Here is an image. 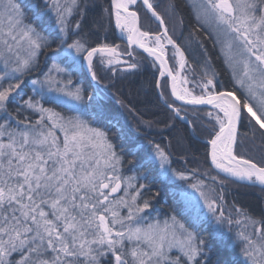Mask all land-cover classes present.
Returning <instances> with one entry per match:
<instances>
[{
  "label": "snow or ice",
  "instance_id": "snow-or-ice-1",
  "mask_svg": "<svg viewBox=\"0 0 264 264\" xmlns=\"http://www.w3.org/2000/svg\"><path fill=\"white\" fill-rule=\"evenodd\" d=\"M135 3L136 0H111L115 26L127 34L129 49L138 46L154 57L153 66L159 62L160 76L167 74L171 78L176 100L211 106L213 111L207 115L218 125V131L208 140L212 164L231 177L254 179L264 185V166L235 150L242 120L254 122L264 135V0H205L202 5L205 17L220 28L229 59L242 65L236 83L247 89L243 101L234 91H217L215 73L209 76L207 71L206 82L197 85L201 94L179 89L180 82L188 83L181 74L187 67L184 51L169 36L163 17L151 0H143V5L159 21L162 32L142 31L138 13L130 10ZM77 10L83 18L86 6L81 8L80 0H36L29 6L21 0H0V58L5 69L0 72V111L6 116L0 123V264H102L106 257H111V264H208L206 241L175 216L162 224L146 222L143 214L151 202L144 199L140 203L142 190L147 187L140 181L149 177L145 173L122 174L126 165L135 162L126 160L122 151L116 150L106 131L91 127L79 117L65 118L31 96L21 97L17 113L31 109L39 113L38 119L18 120L8 113L6 103L14 93L23 91V76L38 66V54L57 40V47L70 56L74 52L75 60L83 56L93 80L97 79L93 70L97 54L102 63L107 57L108 65L122 62L119 45L87 47L83 37L68 43L81 26L79 19L74 26L71 22ZM49 13L54 23L47 28L41 26L38 30L36 23L26 22L29 15L35 20ZM150 42L155 46H149ZM169 45L179 66L175 73L166 58ZM128 67L134 69L137 65ZM53 70L65 71L53 64L44 83H55ZM3 81H8L7 86ZM38 83L41 82L32 81L33 85ZM57 90L64 91L60 87ZM66 94L81 99L79 88ZM168 107L179 115V108L173 104ZM154 154L160 161L162 175H166V153L156 145ZM174 175L187 179L183 173ZM191 187L200 191L197 184ZM200 196L215 220L223 223L222 207L216 215V200L209 199L203 191ZM245 219L254 231L238 233L244 242L241 251L251 264H264V220ZM228 223H232L230 218Z\"/></svg>",
  "mask_w": 264,
  "mask_h": 264
},
{
  "label": "trees",
  "instance_id": "trees-1",
  "mask_svg": "<svg viewBox=\"0 0 264 264\" xmlns=\"http://www.w3.org/2000/svg\"><path fill=\"white\" fill-rule=\"evenodd\" d=\"M35 2L36 0H21L25 6L33 5ZM151 2L163 17L168 33L185 53L187 67L184 73L188 79L203 82L208 78L204 76L205 71L209 76L215 73L216 90L234 91L243 101L245 95L232 78L217 43L210 32L201 25L188 1L151 0ZM80 6L81 8L86 6V13L81 18L77 10L71 17L72 24L75 25L79 19L81 26L68 40L83 37L87 47L105 43L119 45L120 53L126 54L121 61L127 60V63L104 65L99 60L100 56H97L99 61H93V70L97 79L92 83L91 75L89 77L80 64L67 53H61V49L57 47L59 44L57 40L49 49L42 50L38 54V71L40 72L47 64L50 65L53 62L69 70L73 81H80V88L85 97L98 91L100 93L106 91L107 98L98 95L94 97L93 103L97 111L90 108L91 112L87 111L88 114L84 117L94 126L108 133L116 150L122 151L126 160H134L135 163L132 166L126 165L122 169L125 175L145 173L149 177L148 180L140 181L147 185L146 189L142 190L140 203H143L144 199H149L151 206L147 210L150 213L160 216L173 213L202 237L208 245L205 249L209 252L208 264H244L239 256L231 254L227 247L217 242L218 233L215 232L213 225L207 224L205 219L198 220L199 217L192 213L180 193L185 188L183 186L188 185V181H193L200 176L195 172L208 169L211 173L210 177L220 178L219 181L208 180L214 186L215 194L218 193L228 204L240 208L247 216L259 222L264 220V188L237 183L212 171L208 163L207 144L192 138L184 122L176 119L171 111L158 100L155 88L157 67L153 66V62L140 52L133 50L131 56L127 55L128 48L115 34L109 0H80ZM135 8L140 17L141 29L145 31L146 25L149 30L155 31L156 23L149 12L140 3H137ZM105 9H108V12H105ZM50 14L35 20L29 15L26 22L36 23L38 30L41 26L47 28L53 20L50 19ZM169 62L172 65L171 59ZM132 63H135L137 67L125 68V65ZM32 71L34 70L23 76L24 86L21 92L23 96L18 97L14 93L13 99L6 103L7 111L13 117L21 118L26 112L23 109L17 113L20 104L15 102V97L18 98V102H21V97L27 99V94L30 93L27 78ZM114 101L124 107L127 117L121 120L117 117L118 109L115 105L118 103ZM52 107L63 115L68 113L57 104H53ZM210 109L180 107V110L188 116L194 134L199 138L211 139L217 131L215 124L212 125L203 114ZM238 132V146L235 149L237 154L264 166V135H261L258 126L245 119L240 122ZM156 145H159L169 157L175 172L193 175L189 176L190 180L185 179L178 183V181H169L162 177L159 166L151 158Z\"/></svg>",
  "mask_w": 264,
  "mask_h": 264
},
{
  "label": "rangeland",
  "instance_id": "rangeland-1",
  "mask_svg": "<svg viewBox=\"0 0 264 264\" xmlns=\"http://www.w3.org/2000/svg\"><path fill=\"white\" fill-rule=\"evenodd\" d=\"M187 1L189 2L191 7L193 8V11H194L196 17L198 18V20L212 34L214 41L217 43V45L220 48V51L222 53V56L225 59V64H227L226 66H228L227 68L230 71L232 78L234 79V81L236 83V81L240 78V75L243 71L242 65L239 64L236 60H230L229 59L228 54H227V50L224 47V37L221 33L220 28L216 25V23L214 21L205 17L203 10H202V5L205 3V0H187ZM137 3H141L143 5V2H141L140 0H136V3L134 5L130 6V9L135 10ZM50 19L51 20L53 19L51 22V24H53L54 18H53L52 14H50ZM153 20L156 23V30L151 31L145 25V31H148V32L153 33V34L161 33L162 29L159 27V21H157L155 18H153ZM72 25L74 26V24H72ZM169 36H171V35L169 34ZM71 42L72 41L68 40V43H71ZM149 44L155 46L153 42H150ZM63 47L66 48L67 45H64ZM60 51H61V53L66 54L64 51H62V50H60ZM165 51L168 55L169 60L171 59V62H172L171 67L173 68V71L175 73V71L178 69L179 66H178L177 60L172 58V54L174 52V49L169 45L166 47ZM74 56H75V53L73 52L70 57L74 59ZM97 56H100V55L94 56L93 61H99V60L101 61V56L99 57V60L97 59ZM123 58H124V54H122L119 57L120 60ZM125 59H126V57H125ZM75 61L81 65V67L85 70V73H87V74L89 73L88 75L90 77L91 73L88 71L87 63L85 64L86 61L83 60V56H81L78 60H75ZM106 61H107V57H104V62H103L104 65L107 64ZM53 64H55V63L52 62L50 65L47 64L42 70H40V72L38 71L39 67H36L33 69L34 71H32L31 75L27 78V81H28L29 86H30V93L27 94V99L31 96L35 100H38L43 105V107H45L47 109H51L53 112L59 113L61 116L65 117V118L79 117L80 119L86 121L91 127L99 128L97 126H94L84 116L88 114L87 111H90V108H93L97 111V108H96L95 104L93 103L94 97L96 95H98L100 97L102 96L104 98H107L108 93L106 91H103V93H100L98 91L99 93L97 92V93L89 95V96H91V99H89V96L85 97L82 93L81 88H80V85H81V84H79L80 81H77V80L73 81L71 78V74H70L69 70L65 69L61 65H59V66L65 69V71L63 73H57L54 70L51 73V75L54 78L55 83H53L52 85L44 83L46 76L49 74V69L52 68ZM11 67L12 66L10 65L9 69H8L9 71H10ZM3 71H5L4 62H3V59L0 58V72H3ZM181 74L183 77L187 78L188 83L185 84L183 82H180L178 84V88L179 89L188 88L189 90H192L194 92V94H196V95L201 94V89L199 87H197V85H199L203 82H206V80H204L203 82H201V80L200 81L198 80L196 82L190 81L188 79L187 75H185L184 69L182 70ZM34 80L40 81L41 83L33 85L32 81H34ZM69 80L71 81V84L68 83ZM91 82L94 83V80L93 81L91 80ZM3 83L5 86H7L8 81H3ZM95 83H96V81H95ZM58 87L63 88L64 91L57 90ZM34 88L37 90L36 92L33 91ZM77 88L80 89L81 99L77 100L73 96L66 94L67 92L74 91ZM240 89L243 91L244 95L246 96L247 89L241 88V87H240ZM161 91L163 93L165 100L167 102H170L171 98H170L169 92L167 91V85H166L165 78L162 80ZM16 95L18 97H20V96H23V93H21V92L16 93ZM17 99L18 98L15 97V102H17L18 104H21V102H18ZM114 102L118 103L117 101H114ZM251 102L252 101L250 100V103ZM53 104L54 105L57 104V105L63 107L66 110V112H68V113L66 115H63L62 113L56 111V109L54 107H52ZM115 106L118 109L117 110L118 111L117 117L120 120L123 119V117H127V112H125L124 107H122L120 105V103H118ZM25 110H26V112L22 114L21 118L15 117V119L23 120L26 117L29 118L30 121H35L36 119H38V117H39L38 112H34L31 109H25ZM209 111H213V109L211 108L210 110L204 112L203 114H205V118L207 120H209V122L212 125H214L215 124L214 118L209 117L207 115V113ZM93 114L94 113H92V115ZM5 118H6L5 113L3 111H0V123H3V120ZM215 126L217 127V131H218V125H215ZM151 158L159 166V170L161 171V175H162L163 170L160 167V161L155 158V154H153V156ZM165 168L168 171H167L166 175H162L163 178L168 179L169 181L175 180V181H178V183H180L181 180H185V179H179L178 176L174 175V173H182V172H175V168L171 166L169 157H168L167 163L165 164ZM195 171H197V170H195ZM195 173H198V175H200V176H197V179H194L193 181L192 180L188 181L187 182L188 185L183 186L185 188H184L183 192L180 193L182 195V197L184 198L187 206L191 208V211L193 214H195L199 217L198 220L205 219L207 221V224L211 223L213 225L215 232L218 233L217 234V237H218L217 242H219V244L221 243V245H223L225 248L227 247L226 249L231 254H235V255L239 256L243 260L244 264H251V261L248 258H246L241 251L242 248L244 247V242L238 236V233H240V232L251 233L254 231L253 226L251 224L247 223V221L245 219L246 217H250V216H247L246 213H244L245 211L241 210L240 208L233 207L231 204H228L227 201L224 199V197H223V199H220L221 196H219L218 193L215 194L214 189H213L214 186L208 180L204 179L205 177H210L211 173L209 172L208 169L203 170V171H199V172L197 171ZM122 174L124 176H128V175H125L123 172H122ZM183 174L187 177V180H190V178H189L190 175L193 176L190 173H183ZM213 177H215L217 179V181L220 180V178H218L217 176H213ZM220 183H222V181H220ZM193 184H197L200 191H203L209 197V199L214 198L216 200L217 205H218V210H217L216 215H219L220 208L222 207L223 212H224V216H225L223 223H218L215 220V218L213 217V214L208 211V208L205 205L204 199L200 196V191L191 187V185H193ZM180 187H182V186H180ZM178 188L179 187H177V189ZM120 194L122 195L123 193H120ZM237 209H240L241 211L237 212ZM121 212L123 214H126L125 209H121ZM143 215H145L147 217L146 222L159 221L161 224L166 219H169L170 217L174 216L172 214L164 215L163 217L160 215H153L147 209L145 210V213ZM228 218H230L232 220L231 224L228 223ZM237 221H240V223H237ZM257 226H259V225H257ZM253 239H257V237L253 236ZM16 258H18V257H16ZM201 259H203V257ZM102 264H111V257H106L103 260Z\"/></svg>",
  "mask_w": 264,
  "mask_h": 264
},
{
  "label": "water",
  "instance_id": "water-1",
  "mask_svg": "<svg viewBox=\"0 0 264 264\" xmlns=\"http://www.w3.org/2000/svg\"><path fill=\"white\" fill-rule=\"evenodd\" d=\"M110 6H111V0H110ZM112 17H113V22H114V28H115V31H116L118 37H119V38H120V39H121V40H122V41H123L128 47H129V45H128V41H127V36H126L124 33H122V32L120 31V29L116 28V26H115V18H114L113 15H112ZM149 46H150V45H149ZM132 48H134V49L138 50L139 52L143 53L144 55L148 56V54H147L146 52H144L143 49H140L138 46L133 45ZM148 57H149L151 60L154 61V57H150V56H148ZM166 58H167V57H166ZM155 63H156V65L158 66V69H159V62L157 61V62H155ZM169 67H170V66H169ZM166 77H167V80H168V88H169L170 95H171L172 99H173L175 102H177V103H179V104H181V105L192 106V107H208V106H209V105H191V104H187V103L184 102V101L176 100L175 97L172 96V90H171V84H172V81H171V78L168 77L167 74H166ZM160 78H161V76H160V71H159L158 74H157V77H156V82H155V87H156L157 97H158V100H159L164 106L168 107V104H170V103H166V102L163 100V98H162V96H161V92H160V87H157V81H158V80L160 81ZM173 107H174V106H173ZM168 108H169V107H168ZM169 109L172 111L171 108H169ZM172 113H173V115L176 117V119H178V120L184 122V124L186 125L187 130H188V132H189V134L191 135L192 138H194L195 140H198V141H201V142H205V143H207V145H208V160H209V164H210V166L212 167V169H213L215 172H217L219 175H221V176H223V177H225V178L231 179V180L236 181V182H238V183L248 184V185H253V186H257V187L264 188V185H260V184H259L258 182H256L254 179H253V181H247V180H243V181H242V180H239L238 178H235V177H231V176H229L227 173H224V172L221 171L220 169H217V168L212 164V162H211V158H210L211 145L208 143V140H207V139H199L198 137H196V136L194 135V133H193V131H192L191 123H190V121L188 120V118H187V116H186L185 114H183V113H179V115H176L173 111H172ZM182 117H183V119H182ZM238 128H239V125H238Z\"/></svg>",
  "mask_w": 264,
  "mask_h": 264
},
{
  "label": "bare ground",
  "instance_id": "bare-ground-1",
  "mask_svg": "<svg viewBox=\"0 0 264 264\" xmlns=\"http://www.w3.org/2000/svg\"><path fill=\"white\" fill-rule=\"evenodd\" d=\"M183 114H186L185 112H183Z\"/></svg>",
  "mask_w": 264,
  "mask_h": 264
}]
</instances>
